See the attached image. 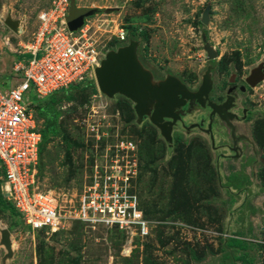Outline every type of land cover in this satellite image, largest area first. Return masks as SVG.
Listing matches in <instances>:
<instances>
[{"label": "rangeland", "instance_id": "1", "mask_svg": "<svg viewBox=\"0 0 264 264\" xmlns=\"http://www.w3.org/2000/svg\"><path fill=\"white\" fill-rule=\"evenodd\" d=\"M53 1L0 0L3 87L17 83L14 51L31 39L37 14ZM70 1L75 8H98L83 27L103 58L137 41V58L154 84L174 75L196 91L209 64L205 43L218 53L210 62L213 99L223 98L230 76L243 84L264 62V0ZM205 10L208 21L202 23ZM6 19L18 23L16 30ZM120 29L124 40L116 36ZM70 87L39 103L46 105V116L55 125L44 142L39 188L78 194L106 147L126 135L138 145L135 187L153 222L151 233L130 238L113 228L75 222L56 233L33 232L0 208V231L8 229L12 242L8 256L0 241V264H264V79L244 93L231 94V110L241 113L247 108L248 114L231 120L233 136L225 127L218 137L222 153L223 143L242 147V153L230 159L220 158L198 130L177 132L168 147L149 122H137L129 99L101 93L95 78ZM230 236L243 239L245 248L228 247Z\"/></svg>", "mask_w": 264, "mask_h": 264}, {"label": "built area", "instance_id": "2", "mask_svg": "<svg viewBox=\"0 0 264 264\" xmlns=\"http://www.w3.org/2000/svg\"><path fill=\"white\" fill-rule=\"evenodd\" d=\"M69 3L55 0L37 14V30L14 51L17 83L5 88L0 82V190L33 232H56L77 222L117 229L130 238H144L151 233L153 222L145 216L135 187L138 145L126 135L106 147L78 194L60 195L39 188L41 134L31 95L41 99L95 78V68L103 58L88 42L84 27L68 29ZM116 36L124 40L126 35L120 29ZM96 136L99 138L98 133Z\"/></svg>", "mask_w": 264, "mask_h": 264}, {"label": "water", "instance_id": "3", "mask_svg": "<svg viewBox=\"0 0 264 264\" xmlns=\"http://www.w3.org/2000/svg\"><path fill=\"white\" fill-rule=\"evenodd\" d=\"M98 8L81 7L75 8L72 1L69 3L67 15V26L71 31H76L84 26L86 17H90L97 12ZM108 8L106 11H110ZM208 11L205 10L201 17L202 23H207ZM6 25L16 30L18 23L6 19ZM138 42L131 40L128 44L108 51L100 61V65L95 68V81L99 91L112 98L116 94L122 95L133 103V109L137 116V122L141 123L143 117L160 129V134L168 144L172 143V124L176 121V108L183 107L188 101L195 100L201 107L207 105L212 114L225 121L234 135V119L230 109L232 106V89H228V96L222 103H215L209 100V94L213 88L210 78L211 66H207L202 75L201 83L196 91H190L186 85L174 75H167L164 79L154 84L151 73L146 70L137 58ZM207 53V60H213L218 56L217 51L209 44H204ZM264 79V62L254 68L246 78L249 86L253 87ZM245 114V111H244ZM172 118V122H163L164 118ZM245 116L242 117L244 119ZM210 127V123L208 124ZM212 144L214 143L211 135ZM0 241L7 249V255H12V242L8 229L0 231Z\"/></svg>", "mask_w": 264, "mask_h": 264}, {"label": "flooded vegetation", "instance_id": "4", "mask_svg": "<svg viewBox=\"0 0 264 264\" xmlns=\"http://www.w3.org/2000/svg\"><path fill=\"white\" fill-rule=\"evenodd\" d=\"M214 60V59H213ZM209 64L206 65L209 66L212 60H208ZM213 66L211 65V70H212ZM206 70V69H205ZM246 78L247 76L244 78L243 84H237L236 82V76L232 75L229 77V83L227 84L226 87V91L223 94V98L221 97V99L219 98H212L209 96V100H212L213 102L219 104L222 103L226 97L228 96L227 91L228 89H232L230 94H234L237 91L240 92H245L247 91L249 84L246 82ZM212 91V90H211ZM211 93V92H210ZM133 106V105H132ZM177 113V117H176V121L173 122L172 124V143L171 144H167L168 147H170L171 145H173L174 143V138L177 132L182 131L185 133H191L192 131L198 130L201 133H204L208 136L209 140H210V145L211 148L214 152H217V154L219 155L220 158L223 159H230V158H237L241 153H242V147H239L237 145H232V144H227V143H223L224 144V148L226 149V152H220L219 151V147L222 146L221 144H219V136H223V132H224V128L228 127L226 122L221 120L217 114H212L211 113V109L210 107L207 105V101H206V105L201 107L200 105H198L196 103L195 100H191L190 102L188 101L183 107L181 108H176L174 110ZM230 111L235 114V116L233 117L235 120H238L239 117H243L245 116V118L247 117L248 114V109L247 108H243L241 109V113H236L234 111H232L230 109ZM245 111V114H244ZM244 118V119H245ZM222 121L223 124H219L218 121ZM142 122H149V124H151L154 128V131L161 136L160 134V129L155 126L154 124H152L149 119L147 117H143ZM163 122H172V118H164ZM210 123V127H208V124ZM229 128V127H228ZM229 131L231 133V129L229 128ZM211 135L213 137V141L214 143L212 144V139H211ZM237 138V137H236Z\"/></svg>", "mask_w": 264, "mask_h": 264}, {"label": "trees", "instance_id": "5", "mask_svg": "<svg viewBox=\"0 0 264 264\" xmlns=\"http://www.w3.org/2000/svg\"><path fill=\"white\" fill-rule=\"evenodd\" d=\"M80 84V83H79ZM78 86V84H74V87ZM71 87H69L68 89H70ZM68 89H62V90H58V91H55V92H52L50 93L48 96L46 97H49L51 96L52 94H55L57 92H61V91H67ZM46 97L44 98H41V99H37L38 101H35V103H33L32 107H33V110H34V113H35V117L36 119L38 120L39 124L41 122V124L39 125V131H40V134H41V141H40V144H39V150H38V153H39V161H38V172L40 173V169H41V158H42V152H43V147H44V142L46 141V139L48 138L49 134L53 131H55V125H53L54 123H52V121L49 119V117L46 116V105H42V106H39V103L45 99ZM52 99V98H51ZM45 124H43V122H45ZM138 157H139V153H138ZM2 175V169L0 168V176ZM0 184H1V179H0ZM3 194L1 193V190H0V208L2 209H6L13 217H17V219H19L21 222H23L21 220V216L20 214L18 213V211L15 209V207L13 206V204L10 202V201H3ZM140 198V197H139ZM140 206L141 208L143 209L144 211V214L146 217H148L145 209L143 208L142 204H141V200H140ZM76 226H77V222L75 223ZM24 225V224H23ZM82 226H84L83 224H80ZM79 226V225H78ZM117 230V229H116ZM39 231V230H38ZM119 231V230H117ZM57 232V231H56ZM54 232V233H56ZM122 233V232H121ZM227 246L230 247V248H238V249H243L245 248V242L243 239H240L238 237H234V236H230L228 239H227V242H226Z\"/></svg>", "mask_w": 264, "mask_h": 264}]
</instances>
